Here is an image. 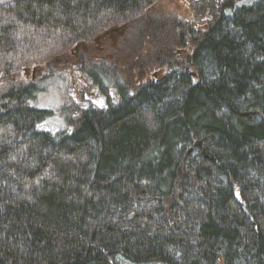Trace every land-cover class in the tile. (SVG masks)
<instances>
[{
	"label": "trees",
	"instance_id": "obj_1",
	"mask_svg": "<svg viewBox=\"0 0 264 264\" xmlns=\"http://www.w3.org/2000/svg\"><path fill=\"white\" fill-rule=\"evenodd\" d=\"M157 1H0V264H264V0ZM125 27L129 86L84 51ZM71 60L102 103L38 107Z\"/></svg>",
	"mask_w": 264,
	"mask_h": 264
},
{
	"label": "rangeland",
	"instance_id": "obj_2",
	"mask_svg": "<svg viewBox=\"0 0 264 264\" xmlns=\"http://www.w3.org/2000/svg\"><path fill=\"white\" fill-rule=\"evenodd\" d=\"M253 1L255 0H238L236 4H247ZM151 12L153 13V16H174L182 20L191 19L192 17H194L193 10L189 8L185 0H159L151 7ZM131 29V27H125L122 35L121 33H114L113 36L109 35L111 37L107 36L100 38L96 41V43H94V46L87 45V49H84V51L87 50V58H91L90 60H93L91 61L92 63H101L100 67L109 66L108 64H110L112 60H116L117 68L115 69L116 72H118V81L123 85L126 84L128 86L131 84H137L138 81L141 80V78H139V74L144 71L143 68L141 70L140 66L136 64H131L128 66L125 64V62L127 61L125 58L129 57L127 55L128 48L126 49L128 40L126 39H128V35L131 33ZM123 41H126V43H124ZM147 49H150V47L148 46V48H146V50H143V52H146ZM75 63L79 64L76 60H71L67 63L64 61H60L58 67H60L59 69L61 70H53L58 75L54 76L53 79L49 81L46 80L38 83V87L41 89V91L38 92L34 98L35 104H37L38 107L42 109H50L53 106L55 107L62 102L66 103L71 102L72 100L78 101L80 98H83L81 96L83 93H85L84 96L87 99L89 98L90 102L93 101L98 105L102 103L101 96H99L95 92L93 93V90L90 92L87 87L84 86L85 84L83 83V81H79L82 77L79 75L76 69L74 70L72 69V67H70L67 71L65 70L64 65L68 66L72 64L74 66ZM153 71H151L152 74H155L157 72L156 70ZM158 72L160 73L162 71ZM49 74L50 71L42 69L34 71L28 70L27 72H25V75L22 74L14 76L15 78H13L14 80L11 82L14 84L20 83V81L28 80L27 82L25 81V83H28L31 80L33 83H36L42 77L47 76ZM110 75L111 73L110 71H108V76ZM106 91L107 94L114 97V92L110 88ZM62 126L63 122L61 121V119L57 116H54L48 119L41 127H45L47 130L53 132L55 131V129L61 128ZM122 264L127 263L122 262Z\"/></svg>",
	"mask_w": 264,
	"mask_h": 264
}]
</instances>
